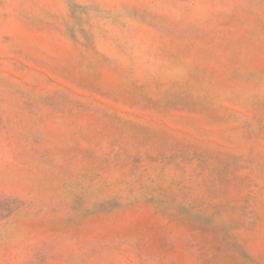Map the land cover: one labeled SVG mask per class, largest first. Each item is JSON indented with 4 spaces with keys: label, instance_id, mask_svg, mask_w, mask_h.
I'll list each match as a JSON object with an SVG mask.
<instances>
[{
    "label": "rangeland",
    "instance_id": "1",
    "mask_svg": "<svg viewBox=\"0 0 264 264\" xmlns=\"http://www.w3.org/2000/svg\"><path fill=\"white\" fill-rule=\"evenodd\" d=\"M0 264H264V0H0Z\"/></svg>",
    "mask_w": 264,
    "mask_h": 264
}]
</instances>
